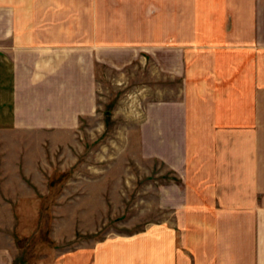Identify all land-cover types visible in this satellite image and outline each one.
<instances>
[{"label": "crops", "instance_id": "crops-1", "mask_svg": "<svg viewBox=\"0 0 264 264\" xmlns=\"http://www.w3.org/2000/svg\"><path fill=\"white\" fill-rule=\"evenodd\" d=\"M141 58L179 80L137 128L174 178L169 219L111 243L110 264H264V0H0V131L76 130L95 66Z\"/></svg>", "mask_w": 264, "mask_h": 264}, {"label": "rangeland", "instance_id": "rangeland-1", "mask_svg": "<svg viewBox=\"0 0 264 264\" xmlns=\"http://www.w3.org/2000/svg\"><path fill=\"white\" fill-rule=\"evenodd\" d=\"M95 79L96 113L76 130L0 131V247L13 264H110L111 243L169 219L162 190L174 178L137 128L150 102L176 97L179 80L142 58L96 65Z\"/></svg>", "mask_w": 264, "mask_h": 264}]
</instances>
